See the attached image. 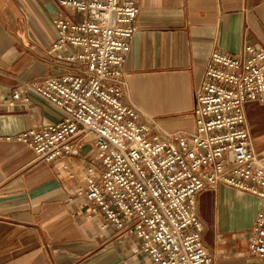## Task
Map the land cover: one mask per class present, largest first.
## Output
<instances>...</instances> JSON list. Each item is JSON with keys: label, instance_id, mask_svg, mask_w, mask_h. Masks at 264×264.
Listing matches in <instances>:
<instances>
[{"label": "crops", "instance_id": "0c3cea01", "mask_svg": "<svg viewBox=\"0 0 264 264\" xmlns=\"http://www.w3.org/2000/svg\"><path fill=\"white\" fill-rule=\"evenodd\" d=\"M62 13L76 15L57 0H0V264H156L93 203L69 201L86 185L84 169L101 171L89 138L79 155L55 163L7 140L63 118L22 86L65 72L45 55L58 37L52 20ZM138 26L124 66L129 98L166 131L190 132L212 51L234 56L245 43L264 50V0H140ZM15 90L22 100L12 103ZM245 110L256 139L264 132V105L248 103ZM262 205L223 184L197 195L212 264H264L249 250Z\"/></svg>", "mask_w": 264, "mask_h": 264}, {"label": "built area", "instance_id": "2783aa9c", "mask_svg": "<svg viewBox=\"0 0 264 264\" xmlns=\"http://www.w3.org/2000/svg\"><path fill=\"white\" fill-rule=\"evenodd\" d=\"M75 16L52 20L58 37L45 50L65 72L24 82L63 118L7 140L55 163L79 155L89 138L101 168L84 169L85 187L69 201L91 202L119 236L135 237L156 264H212L197 195L219 185L263 201L249 250L264 259V149L257 150L245 107L264 105V50L245 43L237 55L210 54L197 90L193 131L169 132L129 98L124 66L139 31L140 0H57ZM22 100L15 90L12 103Z\"/></svg>", "mask_w": 264, "mask_h": 264}, {"label": "rangeland", "instance_id": "374dc122", "mask_svg": "<svg viewBox=\"0 0 264 264\" xmlns=\"http://www.w3.org/2000/svg\"><path fill=\"white\" fill-rule=\"evenodd\" d=\"M252 135L254 137V132H252ZM254 143L257 150H261L264 147V132L261 133L258 138L255 139L254 137Z\"/></svg>", "mask_w": 264, "mask_h": 264}]
</instances>
